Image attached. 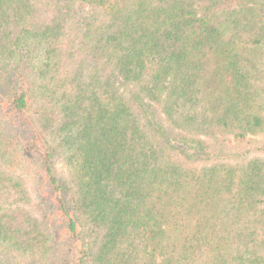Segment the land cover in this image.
I'll use <instances>...</instances> for the list:
<instances>
[{"label": "trees", "instance_id": "1", "mask_svg": "<svg viewBox=\"0 0 264 264\" xmlns=\"http://www.w3.org/2000/svg\"><path fill=\"white\" fill-rule=\"evenodd\" d=\"M263 134L264 0H0V264H264Z\"/></svg>", "mask_w": 264, "mask_h": 264}, {"label": "rangeland", "instance_id": "2", "mask_svg": "<svg viewBox=\"0 0 264 264\" xmlns=\"http://www.w3.org/2000/svg\"><path fill=\"white\" fill-rule=\"evenodd\" d=\"M254 140L256 142H260L262 145V147L264 146V134L259 136V137H255ZM258 145L255 144L251 147H248L247 150H251V154L249 155V159H258V160H261L262 162H264V151H258V150H255L253 148H256ZM233 155V158H231L229 160V163L231 164H236V163H240L242 160H239V154H240V151L239 150H233L232 153ZM221 162H225V161H221ZM228 162V161H227Z\"/></svg>", "mask_w": 264, "mask_h": 264}]
</instances>
